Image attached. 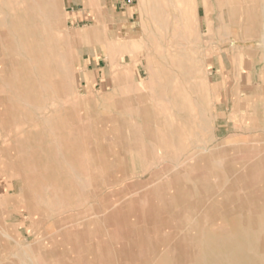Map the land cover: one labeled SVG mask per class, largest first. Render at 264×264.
Returning <instances> with one entry per match:
<instances>
[{"label":"rangeland","instance_id":"obj_1","mask_svg":"<svg viewBox=\"0 0 264 264\" xmlns=\"http://www.w3.org/2000/svg\"><path fill=\"white\" fill-rule=\"evenodd\" d=\"M37 1L0 0V264H263L250 1Z\"/></svg>","mask_w":264,"mask_h":264},{"label":"bare ground","instance_id":"obj_2","mask_svg":"<svg viewBox=\"0 0 264 264\" xmlns=\"http://www.w3.org/2000/svg\"><path fill=\"white\" fill-rule=\"evenodd\" d=\"M37 1V0H36ZM165 1H167L168 3L170 2V4L172 5V7H173V9H174V11H178L179 13H180V16H178V15H176L175 13H167L166 14V19H168V21H169V23H168V25L170 24V21L171 20H175L176 22H178V21H181L182 20V18H184L185 17V12H183L182 11V4H183V2L184 1H186V0H165ZM188 1V4H189V6H190V13H192V16H193V19L195 18V19H197V18H199L200 17V13H199V4L197 3V0H187ZM216 1V0H215ZM218 1V0H217ZM222 1V0H221ZM219 2V5H222V3L224 4L225 2ZM247 1H250V5L249 6H246L245 8H242V7H240L239 9H237V8H232V9H230V13H231V15H233V16H236V15H244L245 17H246V21H248V24L247 25H245V27L242 29L243 30V36H246V37H249V39L251 40V41H259V39H264V6H260L259 5V3H258V1L257 0H227V2L230 4H234V5H236V4H239V5H242V4H244V2H247ZM38 2V1H37ZM40 2V1H39ZM153 2V1H152ZM154 3V2H153ZM207 2H205V1H203V7L204 8H208V4H206ZM217 4H218V2H217ZM226 4V3H225ZM264 5V4H263ZM155 7L158 9V10H160V8H161V6H160V2H159V0L157 1V0H155ZM155 7L151 10V11H154V9H155ZM49 13L52 15V19H50V27H51V24H54V25H56L57 26V8H56V5L53 3H50V6H49ZM206 14V13H205ZM207 14H209V10H207ZM59 15V14H58ZM197 17V18H196ZM197 21V20H196ZM168 25H167V27H165V28H168ZM179 29V28H178ZM181 29V28H180ZM179 29V30H180ZM198 31V30H197ZM263 31V32H262ZM264 41V40H263ZM170 43H171V46H173L174 44H175V41L174 40H171L170 41ZM178 45H181V44H179L178 43ZM34 46V48L35 49H38L39 47H40V45L39 44H34L33 45ZM260 46V45H259ZM31 48H32V46H30ZM39 50V49H38ZM199 50V49H198ZM47 54V53H46ZM190 62L193 64L192 65V68H191V72L194 74V59H192V55H190ZM108 63V62H107ZM114 65V64H113ZM112 65V66H113ZM141 66V65H140ZM145 67H147V66H145ZM146 69V68H145ZM63 71H65L66 72V69L65 68H63ZM128 72V71H127ZM125 74V73H124ZM127 74V73H126ZM129 75H130V73H129ZM125 77H126V75H125ZM125 80V79H124ZM134 80V79H133ZM119 83H120V81H119ZM122 83V82H121ZM123 86H124V83L122 84ZM132 86V85H131ZM43 88H44V86H42ZM162 89H163V87H162ZM135 92V91H134ZM138 92H140V91H138ZM137 93V92H136ZM125 95V94H124ZM130 95H133V94H130ZM123 96V95H122ZM126 96V95H125ZM128 96V95H127ZM139 96V95H138ZM124 97V96H123ZM130 97V96H129ZM130 98H132V97H130ZM133 99V98H132ZM133 102V101H132ZM145 102V101H144ZM145 104V103H144ZM145 106V105H144ZM51 107V106H50ZM133 108V107H132ZM134 109V108H133ZM45 110H48V108L46 107V109ZM136 112V111H135ZM177 112V111H176ZM169 113V112H168ZM139 114V113H138ZM171 114V113H170ZM170 114H169V116H170ZM172 116H173V114H172ZM166 121L168 122V119H165V123H166ZM176 125V124H175ZM98 126V125H97ZM133 132V131H132ZM131 132V133H132ZM136 132V131H135ZM19 133H26V130L24 129V130H22V131H20ZM128 133V132H127ZM134 133V132H133ZM135 137H136V135H135ZM136 140V139H135ZM193 140V139H192ZM194 141V140H193ZM192 143V142H191ZM195 147V146H194ZM196 148V147H195ZM194 149V148H193ZM222 149V148H221ZM216 150V149H215ZM219 151H221V150H219ZM227 151V150H226ZM232 151V150H231ZM213 152V151H212ZM217 152V151H216ZM214 154V153H213ZM180 155V154H179ZM241 155V154H240ZM205 156V155H204ZM210 156V155H209ZM217 156V155H216ZM215 156V157H216ZM141 157V156H140ZM167 158V157H166ZM165 158V159H166ZM170 158V157H169ZM205 158V157H204ZM92 159V158H91ZM180 159V158H179ZM179 159L177 160V161H179ZM207 160V159H206ZM204 161V160H203ZM180 162V161H179ZM177 163V162H176ZM206 163V162H205ZM208 163V162H207ZM178 164V163H177ZM237 165V164H236ZM239 165V164H238ZM178 168H179V166H178ZM173 170V169H172ZM177 170V169H176ZM179 173V172H178ZM233 174V173H232ZM18 178H19V175H18ZM20 180H23V179H20ZM223 181V180H222ZM159 182V181H158ZM24 183V182H23ZM170 184V183H169ZM25 185V184H24ZM27 186V185H26ZM166 186V185H165ZM170 186V185H169ZM171 188V187H170ZM172 188H173V186H172ZM19 189H21V188H19ZM23 189V188H22ZM22 189H21V191H22ZM149 189V188H148ZM173 190V189H172ZM14 191H17V188H14ZM19 191V190H18ZM154 191H155V189H154ZM174 191V190H173ZM157 192V191H156ZM160 192V191H159ZM19 193V192H18ZM163 193V192H162ZM166 194V193H165ZM172 194V193H171ZM21 195V194H20ZM155 195L156 194H154V197H155ZM169 195H170V193H169ZM175 195V194H174ZM221 195V194H220ZM158 196V195H157ZM159 198V197H158ZM173 198V197H172ZM157 199V198H156ZM161 199V198H160ZM160 199H159V201H160ZM204 199V198H203ZM227 199V198H226ZM176 200V199H175ZM205 200H206V198H205ZM155 201V200H154ZM177 202V201H176ZM160 205H162V203L160 202ZM176 205V204H175ZM157 206H158V204H157ZM159 208V207H158ZM162 209H163V206L161 207ZM109 210V209H108ZM159 210V209H158ZM161 210V209H160ZM166 210H167V208H166ZM157 211V210H156ZM159 213V212H158ZM167 213H168V211H167ZM31 214V213H30ZM166 214V213H165ZM161 215V214H160ZM32 216V215H31ZM110 216H112V215H110ZM161 217V216H160ZM201 218V217H200ZM160 219V218H159ZM158 220V219H157ZM188 220V219H187ZM260 220H262V219H260ZM158 222V221H157ZM158 224H160L159 222H158ZM226 224V223H225ZM262 224H263V222H262ZM222 226V225H221ZM225 226V225H224ZM215 227V226H214ZM245 227L246 226H244V229H245ZM247 229H248V227H246ZM262 228H263V225H262ZM60 229V228H59ZM250 229H253V228H251L250 227ZM254 230V229H253ZM245 231V230H244ZM261 232H262V229L260 230ZM246 232V231H245ZM252 232V231H251ZM260 232V233H261ZM244 233V232H243ZM247 233V232H246ZM256 233V232H255ZM77 234V233H76ZM238 234H240V233H238ZM249 234V232L247 233V235ZM251 234V233H250ZM249 234V235H250ZM257 234H258V231H257ZM253 235V234H252ZM77 236V235H76ZM251 236V235H250ZM239 237H241V235H239ZM243 237V236H242ZM255 237H258V236H255ZM261 237V236H260ZM231 238V237H230ZM232 238H234V237H232ZM238 238V237H237ZM237 238H234L235 240L237 239ZM244 239H247V238H244ZM252 239V237H250V240ZM261 239V241H263L262 240V238H260ZM233 240V239H232ZM238 241H240V240H238ZM252 241H253V239H252ZM251 241V242H252ZM107 242V241H106ZM207 242H209V240L207 241ZM260 242V241H259ZM239 243V242H238ZM242 243V242H241ZM246 243H247V241L245 242V245H246ZM258 243V242H257ZM262 243L260 242V244L259 245H261ZM236 245V244H235ZM239 245V244H238ZM243 245V244H242ZM242 245H240V246H242ZM108 246V245H107ZM110 246H111V243H110ZM237 246V245H236ZM257 246V245H256ZM80 247V246H79ZM101 247V246H100ZM235 247V246H234ZM253 247V246H252ZM200 249V248H199ZM238 249V248H237ZM102 250H103V248H102ZM158 250V249H157ZM219 250H221V249H219ZM250 250H251V248H250ZM113 251V250H112ZM212 251H215V250H212ZM237 252H238V250H236ZM98 252H100L99 250H98ZM230 252V251H229ZM229 252H228V254H229ZM234 252V251H233ZM236 252V253H237ZM246 253H247V250L245 251ZM30 253V252H29ZM221 253V252H220ZM231 254H232V252H230ZM241 253V252H240ZM155 254V253H154ZM258 254V253H257ZM171 255H172V253H171ZM201 254H199V256H200ZM249 255V254H248ZM102 256V255H101ZM212 256V255H211ZM229 256V255H228ZM233 256V255H232ZM234 256H235V253H234ZM102 257H104V256H102ZM231 257V256H230ZM229 257V258H230ZM237 257H238V255H237ZM253 258H255L254 256H252ZM211 258H213V257H211ZM233 258V257H232ZM242 258V257H241ZM206 259V258H205ZM245 259H247V258H245ZM249 259V258H248ZM250 259H252V258H250ZM110 260V259H109ZM220 260V259H219ZM223 260V259H222ZM231 260V259H230ZM253 260V259H252ZM221 261V260H220ZM220 261H218L219 263H220ZM243 261V264H244V259L242 260ZM251 261V260H250ZM217 262V263H218ZM222 262V261H221ZM240 262V261H239ZM249 262V261H248ZM214 264H215V262H213ZM224 264H225V261L223 262ZM222 263V264H223ZM233 263V262H232ZM237 263V262H236ZM251 263V262H250ZM230 264V263H229ZM234 264H235V262H234ZM240 264H241V262H240ZM264 264V263H263Z\"/></svg>","mask_w":264,"mask_h":264},{"label":"crops","instance_id":"obj_3","mask_svg":"<svg viewBox=\"0 0 264 264\" xmlns=\"http://www.w3.org/2000/svg\"><path fill=\"white\" fill-rule=\"evenodd\" d=\"M125 1L126 0L122 1V7H121L122 9H124V7H125V4H124V3H126ZM114 3L116 5L115 9H118V8L120 9V7H118V5L121 4V2L119 0H114Z\"/></svg>","mask_w":264,"mask_h":264}]
</instances>
